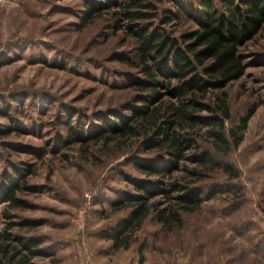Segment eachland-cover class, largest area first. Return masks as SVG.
Wrapping results in <instances>:
<instances>
[{
	"label": "rangeland",
	"instance_id": "374dc122",
	"mask_svg": "<svg viewBox=\"0 0 264 264\" xmlns=\"http://www.w3.org/2000/svg\"><path fill=\"white\" fill-rule=\"evenodd\" d=\"M123 1L0 0V248L6 247L0 264L22 258L24 264H123L129 259L137 264L139 257L146 264H264V25L239 49L244 75L196 94L198 103L213 109L225 100L227 138L252 112L238 134L239 146L228 154L216 152L214 128L202 119L218 113L190 108L199 119L173 117L169 133L195 138L199 151L208 150L218 167L200 168L194 159L198 152L183 143L174 166L148 175L137 163L167 161L165 142L150 148L151 115L136 120L128 109L157 108L159 122L168 116L167 104L180 101L162 87L151 105L141 103L148 92L132 80L145 77L123 21ZM145 1L153 7L149 24L166 36L178 39L196 30L184 9L196 8L200 0ZM98 2L101 10L87 17ZM213 6L221 8L217 1ZM117 115L133 134L101 131L100 126L118 121ZM225 166L231 175L222 170ZM192 170L198 177L190 175ZM128 178L159 184L164 193L130 201L127 196L139 193ZM178 186L200 188L202 200L196 212L182 214V229L167 231L157 214L167 215L176 206L184 194ZM213 187L222 193L208 199ZM140 204L148 210L146 218L126 231L127 249L114 248L112 230ZM25 246L43 254L31 255ZM140 246L144 250L138 256Z\"/></svg>",
	"mask_w": 264,
	"mask_h": 264
},
{
	"label": "trees",
	"instance_id": "16d2710c",
	"mask_svg": "<svg viewBox=\"0 0 264 264\" xmlns=\"http://www.w3.org/2000/svg\"><path fill=\"white\" fill-rule=\"evenodd\" d=\"M116 3V0H110ZM217 1L220 9L214 8L213 4ZM101 3H95L90 7L86 15L91 17L96 11H100ZM123 21L128 23L129 30L136 43V56L139 62V71L145 77L142 79H132L142 89L148 92V95L142 98L141 103L149 104L159 96V89H165L168 96L174 98L179 103H170L165 107L168 116L159 121L157 108L149 110V107L142 105L138 108L131 105L128 109L131 117L136 120H144L150 116L155 126V137H151L148 144L150 148L159 146L165 142V152L168 154L167 161L137 163L148 175H161L176 162L180 160L182 144L187 147H193L198 153L194 159L203 167H218V164L212 160L211 153L208 150L199 151L200 146L195 138H178L170 134V129L174 126L173 117L182 120H198L192 112L197 110L218 113L217 115L203 118L205 125L214 128L211 145L213 149L220 154H228L232 149H236L242 141L238 135L245 131L247 122L252 112L242 116L238 120L235 128L230 129L227 138L224 132V121L229 119V109L223 99H219L215 108L202 105L196 100L197 93H205L208 87L223 88L228 83L239 80L245 72V64L239 49L251 41L264 25V0H200L196 8L185 10L187 15L194 20L196 30L181 35L178 39L166 36L159 29L152 27L148 21L153 18V10L150 1L145 0H124ZM183 7V6H182ZM165 14V13H164ZM163 14V18L165 15ZM164 79V82L160 80ZM174 84H171V83ZM163 87V88H162ZM192 108L193 111L188 109ZM118 121L113 120L105 127L100 126L101 131L107 129L109 132L121 137L129 136L135 131L131 125L126 124L120 116L116 117ZM158 122V123H157ZM160 123V124H159ZM158 124V125H157ZM106 130V131H107ZM159 136L161 138H156ZM203 166V167H202ZM228 175H231L229 166L222 168ZM190 175L198 177L199 173L192 170ZM129 183L134 186L139 193L136 196H127L130 201H139L148 198L152 191L164 190L157 186H151L148 183L132 180L128 178ZM199 181V180H197ZM197 181L192 182L197 183ZM184 192L176 199V206L168 210L167 215L163 212L157 214V221L167 231L180 230L183 227V213L196 212L202 200L203 191L200 188L190 189L178 186V190ZM222 193L218 187L209 190L207 197L210 199L214 195ZM11 200L14 201L11 196ZM148 213L143 211V205L140 204L136 210L132 211L129 217L121 221L112 230L109 239L114 248H128V237H124L126 231L130 229L132 223L137 226L146 218ZM4 234L0 235V239ZM121 239V240H120ZM31 255H42L43 251L31 252L28 246H25ZM0 250L5 252L6 247L1 246ZM144 250V246L138 249L139 256ZM37 253V254H36ZM13 259V258H11ZM19 259L17 262H8L9 264H24L25 261ZM142 257H139L138 264H141Z\"/></svg>",
	"mask_w": 264,
	"mask_h": 264
},
{
	"label": "built area",
	"instance_id": "2783aa9c",
	"mask_svg": "<svg viewBox=\"0 0 264 264\" xmlns=\"http://www.w3.org/2000/svg\"><path fill=\"white\" fill-rule=\"evenodd\" d=\"M86 197H87V202H86L85 206L83 207V210H81L84 213H86V211L88 210V208L90 206V199H91L89 195ZM83 212H80V217L82 216Z\"/></svg>",
	"mask_w": 264,
	"mask_h": 264
},
{
	"label": "crops",
	"instance_id": "0c3cea01",
	"mask_svg": "<svg viewBox=\"0 0 264 264\" xmlns=\"http://www.w3.org/2000/svg\"><path fill=\"white\" fill-rule=\"evenodd\" d=\"M142 252H143V251H142ZM142 252H141V254H142ZM138 256H139V252H138ZM130 261H131V259H129L127 263H126V261H125V263H123V264H130ZM138 261H139V260H137V264H138ZM229 263H230V262H229ZM133 264H135V263H133ZM141 264H146V261H144V258H143V257H142V262H141ZM231 264H235V263L232 261Z\"/></svg>",
	"mask_w": 264,
	"mask_h": 264
}]
</instances>
